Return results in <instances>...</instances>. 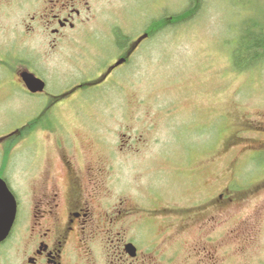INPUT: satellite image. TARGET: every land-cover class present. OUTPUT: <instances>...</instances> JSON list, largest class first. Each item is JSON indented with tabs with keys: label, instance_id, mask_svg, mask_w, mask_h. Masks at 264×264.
Returning <instances> with one entry per match:
<instances>
[{
	"label": "rangeland",
	"instance_id": "obj_1",
	"mask_svg": "<svg viewBox=\"0 0 264 264\" xmlns=\"http://www.w3.org/2000/svg\"><path fill=\"white\" fill-rule=\"evenodd\" d=\"M85 2H74L82 20L66 26L57 51L47 52L49 37L34 19V47L24 56L39 75L54 67L55 76L74 78L113 61L123 36L131 42L149 32L111 79L54 107L67 152L79 166H98L97 192L109 193L115 242L131 239L141 264H264V55L247 62L243 46L257 33L264 38V0H201L171 20L192 0ZM36 3L0 4V39L12 29L22 40L43 0ZM3 65L0 136L26 126L29 110L40 108L16 91L13 70ZM27 128L0 139V177L27 196L32 179L40 189V172L53 165L64 190L58 153L34 143L41 133ZM219 192L235 200L203 208Z\"/></svg>",
	"mask_w": 264,
	"mask_h": 264
},
{
	"label": "flooded vegetation",
	"instance_id": "obj_2",
	"mask_svg": "<svg viewBox=\"0 0 264 264\" xmlns=\"http://www.w3.org/2000/svg\"><path fill=\"white\" fill-rule=\"evenodd\" d=\"M36 1L38 4L39 0H0V4L11 2L23 6ZM75 1L81 3L87 0H43V6L38 4L39 8L31 17L32 21L23 26L22 34L25 37L21 36L22 40L14 38L17 30L12 29L8 35L2 33L4 35L0 39L3 42L0 46V64L3 62L9 64L10 66H3L13 70L14 76L9 78L10 84H16L17 92L26 94L27 97L37 101L36 106H40L39 109L29 110L30 121L26 125L27 132L41 133V139L34 143L41 142L58 153L60 169L62 168L65 178L64 190H61L55 176L58 169L49 165L40 172L42 177L40 189L35 186L37 179L33 178L31 192L29 190L27 196L21 197L17 192H12L16 201V211L7 235L0 239V264H115L114 258L123 264H130L131 260L141 264L138 262L140 252L131 239L116 237L115 242L114 212L109 193L106 192L104 195L97 192L98 166L88 160L83 166H79L74 156L67 152L65 145L69 144L64 143V131L56 122L54 108L61 105L59 102H66V99L78 90L91 86L98 87L99 83L111 79L114 71L128 62L139 43L136 46L131 45L129 38L123 36L120 47L122 50L114 58V62L107 63L96 73L68 79L64 76H55L54 67H49L45 71L46 75L37 74L27 67L30 61L28 62L24 56L26 51H31L34 47L32 43V36L36 31L33 25V22H36L34 19H39L37 22L41 27L38 29H42V32L49 37L46 43L47 52L61 48L60 43L65 42L66 26L72 28L74 25L72 20H82L81 8L73 7ZM9 42H14L16 46L7 44ZM131 47L133 51L130 50ZM23 72H30L40 78L43 89L29 91L22 77ZM20 132L19 129L12 130L0 136V139ZM122 145L124 146L125 143L122 142ZM262 148L258 147L255 151L262 152ZM31 168L33 166L29 169ZM223 199V193L219 192L217 197L209 199L203 208L235 200L231 197ZM128 243L135 246L134 251L127 248ZM204 256L212 257L210 260H213L210 253ZM206 257L198 259L205 260Z\"/></svg>",
	"mask_w": 264,
	"mask_h": 264
},
{
	"label": "water",
	"instance_id": "obj_3",
	"mask_svg": "<svg viewBox=\"0 0 264 264\" xmlns=\"http://www.w3.org/2000/svg\"><path fill=\"white\" fill-rule=\"evenodd\" d=\"M23 80L31 91L41 90L43 82L31 73H22ZM16 203L7 184L0 178V239L8 233L15 215ZM130 251H134L131 244L127 245Z\"/></svg>",
	"mask_w": 264,
	"mask_h": 264
},
{
	"label": "trees",
	"instance_id": "obj_4",
	"mask_svg": "<svg viewBox=\"0 0 264 264\" xmlns=\"http://www.w3.org/2000/svg\"><path fill=\"white\" fill-rule=\"evenodd\" d=\"M192 3L188 8L176 13V14H172L171 16H169V20L171 19H179L181 17H184L186 15H189L191 13H193V11H195L194 9H192V5L199 7L200 3H201V0H192ZM260 24L258 23H253V26L254 28H258ZM263 25V24H262ZM245 34V33H244ZM245 36V35H244ZM242 37L243 39L242 40H245L246 37ZM251 36H254V35H251ZM250 42L247 43L248 45H243L245 46V50L247 53V56L245 54V59L246 61L248 62H252V61H259L262 57L261 55L263 56L264 55V38L263 36H261V34L257 33L256 37H252L250 38ZM242 43V42H241ZM239 52H240V48L237 47L236 50L232 53V63L237 66L236 64H238V56H239ZM263 53V54H262ZM23 130V129H22Z\"/></svg>",
	"mask_w": 264,
	"mask_h": 264
}]
</instances>
